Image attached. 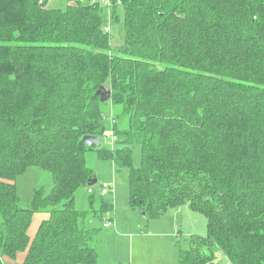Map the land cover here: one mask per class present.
I'll return each mask as SVG.
<instances>
[{"label": "trees", "instance_id": "obj_1", "mask_svg": "<svg viewBox=\"0 0 264 264\" xmlns=\"http://www.w3.org/2000/svg\"><path fill=\"white\" fill-rule=\"evenodd\" d=\"M69 1L0 0V264L99 263L89 223L113 205L74 208L97 180L87 151L128 169L129 204L146 218L206 216L177 264H264V0H110L112 21L124 12L118 42L103 6ZM109 127L117 148L85 146ZM31 167L53 187L22 209L15 180Z\"/></svg>", "mask_w": 264, "mask_h": 264}, {"label": "rangeland", "instance_id": "obj_2", "mask_svg": "<svg viewBox=\"0 0 264 264\" xmlns=\"http://www.w3.org/2000/svg\"><path fill=\"white\" fill-rule=\"evenodd\" d=\"M84 3V2H83ZM71 2L69 0H47L46 7L64 10ZM112 10V8H111ZM111 12V11H110ZM102 20L110 24V34L114 42L121 40V26L123 24L124 12L120 4L117 6V21L108 18L106 8L101 9ZM107 106H104L107 122L110 121V113ZM123 124V123H122ZM125 123L123 126L125 127ZM110 127L100 136L101 145L97 148L111 150L117 148L112 141ZM85 163L93 170L97 183L92 187H82L75 195L74 208L77 211H89V197L93 196V210L98 211L100 200L103 199L113 205L111 212L105 213L104 220L110 218L119 227H116L118 234H126L129 243L123 238L112 240L108 230L102 226V221L91 220L90 228H98L95 237V245L99 254L98 264H127V258L133 256L135 261L147 259L150 264H177L179 250H187L190 247L192 237H204L207 232V218L198 211L186 207H176L168 210L158 217L143 215L138 209L132 208L129 204L128 193V169H117L112 161L102 159L97 151H87L84 154ZM141 160V148L135 145L132 149V166L138 168ZM102 184L110 186L106 194L101 193ZM17 196L22 209L30 208L33 198V191L43 188L44 195L49 194L53 187V179L47 171L31 167L15 180ZM93 194V195H92ZM48 217L46 211L37 212L33 215L28 233L30 237L35 235L39 223ZM141 237V247L137 249L138 238ZM132 239V241H130ZM23 254V253H20ZM223 256L218 257V264H225ZM8 264V263H7ZM16 264H21L20 261Z\"/></svg>", "mask_w": 264, "mask_h": 264}, {"label": "crops", "instance_id": "obj_3", "mask_svg": "<svg viewBox=\"0 0 264 264\" xmlns=\"http://www.w3.org/2000/svg\"><path fill=\"white\" fill-rule=\"evenodd\" d=\"M108 220H111L110 218H107ZM113 222V226H109V227H106L105 229H107L108 231V235L106 237H109L110 239L112 240H119L120 238H123L124 239V242H126L127 244L129 243V238L127 237L126 234H118L116 232V227H119L118 224H116L113 220H111ZM30 228V227H29ZM37 230V229H36ZM29 235V233H28ZM30 236V235H29ZM32 238V237H30ZM139 240L136 244L137 246V249H139L141 247L140 243L142 242V239L141 237H137ZM132 241V239L130 240ZM24 254H19L17 256V259H16V263H18V261H20V263L23 262L24 260ZM147 259H144V260H138L135 261V259L133 258V256L130 258H127V264H150L149 262H146Z\"/></svg>", "mask_w": 264, "mask_h": 264}, {"label": "built area", "instance_id": "obj_4", "mask_svg": "<svg viewBox=\"0 0 264 264\" xmlns=\"http://www.w3.org/2000/svg\"><path fill=\"white\" fill-rule=\"evenodd\" d=\"M38 1H41V0H38ZM90 3H97V4H99V5H101V6H103L104 8H106L107 9V11H108V18L111 16V1L110 0H88ZM113 134V133H112ZM116 137H115V135L113 134L112 135V141L114 142V143H116ZM109 190H110V186L109 185H107V184H102V186H101V193L102 194H106V193H108L109 192ZM102 226L104 227V228H106V227H109V226H113V222L111 221V220H108V219H105V220H103V222H102ZM225 264H230V263H225Z\"/></svg>", "mask_w": 264, "mask_h": 264}, {"label": "water", "instance_id": "obj_5", "mask_svg": "<svg viewBox=\"0 0 264 264\" xmlns=\"http://www.w3.org/2000/svg\"><path fill=\"white\" fill-rule=\"evenodd\" d=\"M108 96H109V94H108ZM82 141L86 147H99L101 145L100 139L98 137L85 136V137H83ZM96 183H97L96 179H90L87 182V186L92 187Z\"/></svg>", "mask_w": 264, "mask_h": 264}]
</instances>
